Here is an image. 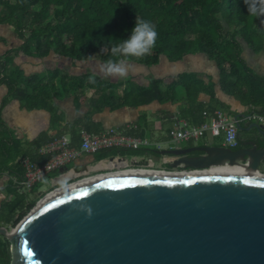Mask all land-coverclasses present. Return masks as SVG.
I'll list each match as a JSON object with an SVG mask.
<instances>
[{
	"label": "trees",
	"instance_id": "obj_1",
	"mask_svg": "<svg viewBox=\"0 0 264 264\" xmlns=\"http://www.w3.org/2000/svg\"><path fill=\"white\" fill-rule=\"evenodd\" d=\"M136 16L152 21L158 41L150 56L132 58L129 63L155 68L162 59L177 64L203 54L215 62L218 84L183 74L173 79L166 91L162 90L163 81L153 80L146 88L130 89L118 99L119 86L101 78L94 77L96 83L92 84L91 75L74 78L59 71L26 77L13 66L16 57L45 60L52 54L73 62L96 55L104 63L111 56L109 38H128ZM262 21L264 17L248 15L244 0H0V26L11 27L21 43L0 55V87L7 90L0 105V177L11 171L23 179L15 162L30 155V146L22 150L1 118L2 110L15 100L27 111H47L58 128L64 122L57 107L61 96L76 98L78 110L90 102L92 111L101 114L107 109L141 108L155 102L175 104L179 102L178 90H183V117L201 125L214 116L213 106L227 109L217 97L218 86L226 97L264 114V76L255 73L242 56V44L253 54H264ZM86 90L94 91L90 100L84 95ZM201 95L210 98L209 104L199 101ZM234 150H239V145ZM15 188L19 190V186ZM36 204V200L28 201L26 194L18 195L2 208L0 222L14 228ZM1 251L9 257L6 264H11V253L0 244Z\"/></svg>",
	"mask_w": 264,
	"mask_h": 264
},
{
	"label": "water",
	"instance_id": "obj_2",
	"mask_svg": "<svg viewBox=\"0 0 264 264\" xmlns=\"http://www.w3.org/2000/svg\"><path fill=\"white\" fill-rule=\"evenodd\" d=\"M254 127L258 141L264 131ZM144 153L175 157L164 163L174 169L225 166L243 174L129 175L77 185L43 199L16 227L0 226L11 264H264V174L257 171L264 148Z\"/></svg>",
	"mask_w": 264,
	"mask_h": 264
},
{
	"label": "crops",
	"instance_id": "obj_3",
	"mask_svg": "<svg viewBox=\"0 0 264 264\" xmlns=\"http://www.w3.org/2000/svg\"><path fill=\"white\" fill-rule=\"evenodd\" d=\"M242 48L243 53L245 49L247 50V55L249 54L248 57H251V54L258 55L255 60L252 61V67L254 66L255 68H257L259 73L255 72L252 69L251 64H249L246 60L245 61L248 65H250L249 67L255 73L264 76V72H261L264 68V64L261 62L263 61L264 54H253L246 47L242 46ZM200 55L203 54H196V56L188 57L185 61L177 64H170L166 59H162L161 63L155 68H148L145 66L129 63L130 68L127 78L105 77L100 72V66L103 63L101 62L99 56L96 55L91 59L85 60L83 62L72 61V63H69L67 61L65 63H62L61 65L64 70L45 69L41 61H45L51 56L45 60H23L20 57H16L13 66L21 69L26 77H44L49 72L59 71L64 75H67L68 77L71 76L75 78L91 75L96 78H101L108 84L119 86V89L117 90V98L121 99L124 96L125 92L129 91L130 89L146 88L153 80L163 81L162 90L166 91L167 85L171 83L173 79L183 74H195L198 76L199 80L203 81L206 84H218L219 71L215 62L209 60L207 56L206 58L202 59ZM260 56L261 58H259ZM36 66L41 67L42 69L39 71H32L31 69ZM69 72L79 73L81 75L74 76L69 74ZM216 92L218 99L223 104H225L227 109H221L219 107L216 108L215 106H213L215 108V112L221 110L225 111L239 121V150L250 149L251 144H253L254 142L257 145V149L262 150L264 148V137L262 136V138H259L258 141L254 139V136H258V128H255L254 125L261 127L263 131L264 127L255 123L254 121H246L247 117L252 113V111H254V109L242 106L233 98L226 97L220 92L218 86L216 87ZM6 94V88L0 87V105L6 97ZM93 94V90H86L84 92V95L88 98V100L91 99ZM71 97L72 98H65L64 96H61L59 102L57 103L58 109L63 113L64 116V122L61 124L60 128H58L57 126H53L52 116L47 111H27L23 108L21 103L16 100L10 102L2 110V121L9 128L15 141L20 144L22 150H25L30 146V155L27 158H19L15 162V165L19 170H14L23 174V177L25 174V170L21 165V161L29 159L36 165H43L47 163L50 158L40 155V150L60 138H65V140L70 144L72 148L80 150L83 144V136L85 134L99 135L107 133L110 130H115L128 137L147 140L151 142V147L154 146L156 149L164 151L159 147L163 144H172L170 132L174 127L173 120L175 118H181L192 125H196L183 117L182 110L186 105V103L183 101L185 99V93L183 92V90H178L179 102L175 104L169 103L161 105L155 102L150 104L149 106L141 108H123L120 110L107 109L101 114H95L92 111L90 102H87L78 110L75 106L76 98H73V96ZM199 101L209 104L210 98L208 96L201 95ZM181 144L185 145V149L196 147H213L209 145L210 143L207 140ZM172 145L175 146L174 144ZM128 152L134 153L132 157L134 159H137L141 153L142 155L145 154V151L143 150L137 152H121L114 150L104 151L96 154L84 153L82 158H80L78 161L67 168L69 172L62 170L61 172L51 174V177L46 178L48 181H51L52 184V188L51 190H49V192L58 189L59 181L65 175H70V182L73 183L76 180L84 177L110 173L111 169L108 165L111 164H109V161H112L113 158H116V161H118L120 158H122L123 153ZM98 159L100 160L98 161ZM175 160L176 158L171 156H168L164 159L165 162H171ZM85 166L90 169L91 173L75 174V169L80 170ZM70 171H73V173H71ZM19 178L20 177H18V174H14L11 171L2 174L0 177V220L4 215V213L1 212L2 208L8 203H12L18 195H22L19 190L17 191V189L15 188V186H18L17 182L20 181ZM43 184L44 183L42 181H39L33 188V190L30 193H27L26 196L33 193V191H35V193L37 194V198L42 196L44 192H42L40 189ZM28 201L33 200L28 199ZM0 224L2 225L1 222ZM7 227L11 228V226L9 225Z\"/></svg>",
	"mask_w": 264,
	"mask_h": 264
},
{
	"label": "built area",
	"instance_id": "obj_4",
	"mask_svg": "<svg viewBox=\"0 0 264 264\" xmlns=\"http://www.w3.org/2000/svg\"><path fill=\"white\" fill-rule=\"evenodd\" d=\"M254 121L264 127V114L252 111L246 121ZM174 127L170 132L172 144L171 150H178L181 143L198 142L207 140L213 147H223L234 150L238 147L239 121L225 111H217L214 116L207 118L202 125H192L181 118L173 120ZM219 143L220 146H217ZM151 142L123 135L115 130L99 135L85 134L80 150L72 148L65 138H60L40 150V155L49 157L50 160L43 165H36L29 159L21 161L25 170L22 180L17 182L21 194L30 193L36 184L51 174L59 173L78 161L85 154H96L104 151H141L151 147ZM116 161V158H113ZM114 162L109 161V164ZM73 173V171H70ZM114 174V171L96 176H88L76 180L72 185L95 177ZM58 189L54 190L57 191ZM53 191L50 192V194Z\"/></svg>",
	"mask_w": 264,
	"mask_h": 264
},
{
	"label": "clouds",
	"instance_id": "obj_5",
	"mask_svg": "<svg viewBox=\"0 0 264 264\" xmlns=\"http://www.w3.org/2000/svg\"><path fill=\"white\" fill-rule=\"evenodd\" d=\"M244 3L249 16L252 18L264 17V0H244ZM157 41L158 32L152 21L136 16L135 26L131 29L128 38L115 40L109 38L111 56L100 66V72L105 77L127 78L130 59H142L150 56ZM89 82L95 84L96 80L94 77H89ZM70 180V175H65L60 179L58 190L65 193L70 192L73 189ZM41 181L48 183V180L43 176H41ZM86 211L91 216V208H87Z\"/></svg>",
	"mask_w": 264,
	"mask_h": 264
},
{
	"label": "flooded vegetation",
	"instance_id": "obj_6",
	"mask_svg": "<svg viewBox=\"0 0 264 264\" xmlns=\"http://www.w3.org/2000/svg\"><path fill=\"white\" fill-rule=\"evenodd\" d=\"M149 149H156V148L153 146V147H150ZM149 149H143V151H146ZM140 156H141V159L139 160L134 159V158L128 159V160L120 158L116 162L115 160H112V162L114 163L108 166H110L111 171H114V174L95 177L92 179L93 180L94 179L103 180L102 179L103 177L104 178H114V177H119V176L145 175V174H198V173L203 174L205 172H212L216 169L225 167V166H220V167H213V168L200 169V170L174 169L169 166H166V164H164L165 163L164 159L158 155L153 154V155L148 156L147 154L142 155L141 153ZM262 168H264V163H262L257 168V171L259 173H262L261 172ZM79 171H80V174L91 173L90 169L87 166L82 167ZM92 179H88V180H92ZM0 226L2 227L1 224ZM0 244L2 245V250L9 252V254L11 253V245L7 239L0 236ZM2 252L3 251L0 252V260L2 264H6L9 257L7 256V254H4Z\"/></svg>",
	"mask_w": 264,
	"mask_h": 264
},
{
	"label": "rangeland",
	"instance_id": "obj_7",
	"mask_svg": "<svg viewBox=\"0 0 264 264\" xmlns=\"http://www.w3.org/2000/svg\"><path fill=\"white\" fill-rule=\"evenodd\" d=\"M10 2H14V0H9ZM20 45V42L18 41V39L16 38V35L14 33V30L11 28V27H8V26H0V55L4 54L7 50L9 49H14V48H18ZM242 46L245 47L244 44H242ZM247 50L245 49L244 50V53H243V58L249 63L251 64V67H252V61L255 60V58L258 56V55H252L251 54V57H248L247 55ZM202 57V59L206 58V56H203V55H200ZM251 58V59H250ZM261 58V56L259 57ZM69 62V63H72V61L70 60H65V59H62V58H59V57H56L55 55H51V57L45 61H41L42 62V65L45 67L46 70H64L62 68V63H65V62ZM263 64H264V58H263V61H261ZM77 64V63H76ZM250 66V65H249ZM42 68L41 67H33L31 70L32 71H39L41 70ZM252 69L259 73L257 68H255L254 66L252 67ZM262 73L264 72V68L263 70L261 71ZM69 74L71 75H74V76H78V75H81L79 73H74V72H69ZM76 78V77H75ZM203 145V144H201ZM217 146H220L219 143H216ZM170 147H173L172 144H163L161 145L159 148L162 149V150H167V149H170ZM158 148V147H157ZM177 149L178 151L179 150H184L185 149V145L183 144H178L177 145ZM174 151H177V150H174ZM133 154L132 152H128V153H123L122 155V159H131L133 157ZM102 159V158H101ZM110 159V158H109ZM100 159H98L99 161ZM261 172L264 173V168L261 169ZM52 188V184H51V181H48V183H44L42 186H41V191L44 192V194L42 196H40L39 198H37V194L36 193H31V194H28L26 196L27 199L29 200H36L37 201V204L39 202H41L43 199H45L49 194V190H51ZM56 190V189H55ZM59 191V190H57ZM47 192V193H45ZM56 192V191H53V193ZM36 204V205H37ZM9 229H12V228H9ZM1 262V260H0ZM2 264V262L0 263Z\"/></svg>",
	"mask_w": 264,
	"mask_h": 264
},
{
	"label": "bare ground",
	"instance_id": "obj_8",
	"mask_svg": "<svg viewBox=\"0 0 264 264\" xmlns=\"http://www.w3.org/2000/svg\"><path fill=\"white\" fill-rule=\"evenodd\" d=\"M198 174H200V173H198ZM203 174H225V175H241V174H243L242 173V171L240 170V169H235V168H219V169H216V170H214V171H212V172H205V173H203ZM108 175H111V174H108ZM121 175V174H120ZM119 177H123V176H119ZM104 178V177H103ZM115 178V177H114ZM95 181H99L98 179H92V180H85V181H82V182H80L79 184H75V185H73V188L75 187V186H79V185H81V184H85V183H88V182H95ZM61 193H63L62 191H56V192H54V193H51V194H49L46 198L48 199V198H51V197H53V196H56V195H58V194H61ZM46 199V200H47Z\"/></svg>",
	"mask_w": 264,
	"mask_h": 264
},
{
	"label": "snow or ice",
	"instance_id": "obj_9",
	"mask_svg": "<svg viewBox=\"0 0 264 264\" xmlns=\"http://www.w3.org/2000/svg\"><path fill=\"white\" fill-rule=\"evenodd\" d=\"M28 255H31V253H28Z\"/></svg>",
	"mask_w": 264,
	"mask_h": 264
}]
</instances>
